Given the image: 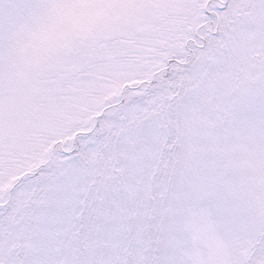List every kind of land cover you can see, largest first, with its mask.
<instances>
[{
  "label": "snow or ice",
  "instance_id": "6c2138e0",
  "mask_svg": "<svg viewBox=\"0 0 264 264\" xmlns=\"http://www.w3.org/2000/svg\"><path fill=\"white\" fill-rule=\"evenodd\" d=\"M0 264H264V0H0Z\"/></svg>",
  "mask_w": 264,
  "mask_h": 264
}]
</instances>
